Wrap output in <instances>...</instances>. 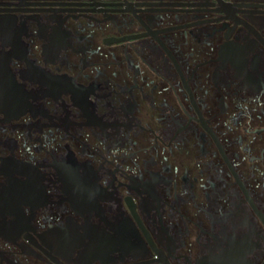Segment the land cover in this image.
Here are the masks:
<instances>
[{"label":"flooded vegetation","instance_id":"obj_1","mask_svg":"<svg viewBox=\"0 0 264 264\" xmlns=\"http://www.w3.org/2000/svg\"><path fill=\"white\" fill-rule=\"evenodd\" d=\"M0 264H264V0H0Z\"/></svg>","mask_w":264,"mask_h":264}]
</instances>
